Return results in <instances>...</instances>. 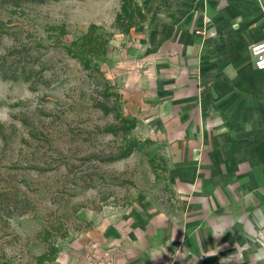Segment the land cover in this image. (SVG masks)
Segmentation results:
<instances>
[{"label": "rangeland", "instance_id": "1", "mask_svg": "<svg viewBox=\"0 0 264 264\" xmlns=\"http://www.w3.org/2000/svg\"><path fill=\"white\" fill-rule=\"evenodd\" d=\"M0 3V69H33L0 78V264H210L167 250L177 213L159 147L135 127L123 158L111 132L126 117L106 98L118 91L107 58L131 32L116 22L122 0ZM92 27L108 46L88 70L66 47Z\"/></svg>", "mask_w": 264, "mask_h": 264}, {"label": "crops", "instance_id": "2", "mask_svg": "<svg viewBox=\"0 0 264 264\" xmlns=\"http://www.w3.org/2000/svg\"><path fill=\"white\" fill-rule=\"evenodd\" d=\"M136 1L147 20L117 39L109 78L160 149L177 213L167 250L264 264V71L250 51L264 0Z\"/></svg>", "mask_w": 264, "mask_h": 264}, {"label": "trees", "instance_id": "3", "mask_svg": "<svg viewBox=\"0 0 264 264\" xmlns=\"http://www.w3.org/2000/svg\"><path fill=\"white\" fill-rule=\"evenodd\" d=\"M3 1L7 4L16 5L20 4L19 2L21 0H0V2ZM27 0H24V2ZM32 2H38L43 3L46 0H28ZM1 4V3H0ZM121 22L119 24L120 30L123 31V33L127 34L131 31L132 28L137 27V25H140L146 21V15L143 13L141 7L134 1V0H122V6H121V13L118 14L116 22ZM95 27H92L91 31L88 35H86L80 44L74 43L72 46L66 47V51L70 56H73L74 58L78 59L85 69L88 70H94L91 66V59L94 57V55H105L107 51L108 40L103 41L100 37L96 36L94 33ZM7 57L4 59L6 61ZM3 67L0 69V78L5 80H18L23 79L25 81L29 80V74L33 72L32 68L26 69L23 68L22 71H17L19 77L16 75V73L11 74V67L10 63L7 65H2ZM96 70V69H95ZM107 85L110 83L107 82ZM105 87V90H108V88L111 90V87L107 86ZM119 98L121 100L120 93L117 91L114 95L107 93L106 98L111 97ZM116 118L120 123V126L116 128H112L111 132H116L117 130H122L123 135L126 140V147L124 151L122 152V157L126 158L128 157L133 151L134 148H137L136 143L131 141V139H128V135L131 132L132 129L136 127V121L135 119L131 120L130 118L124 117L121 112L116 114Z\"/></svg>", "mask_w": 264, "mask_h": 264}, {"label": "built area", "instance_id": "4", "mask_svg": "<svg viewBox=\"0 0 264 264\" xmlns=\"http://www.w3.org/2000/svg\"><path fill=\"white\" fill-rule=\"evenodd\" d=\"M250 51L255 68L258 71H264V40L253 44Z\"/></svg>", "mask_w": 264, "mask_h": 264}]
</instances>
